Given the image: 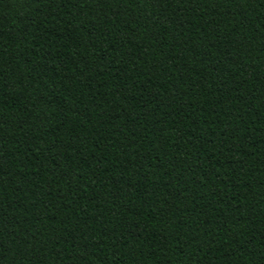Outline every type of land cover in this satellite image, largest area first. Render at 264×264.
<instances>
[{
    "label": "trees",
    "instance_id": "trees-1",
    "mask_svg": "<svg viewBox=\"0 0 264 264\" xmlns=\"http://www.w3.org/2000/svg\"><path fill=\"white\" fill-rule=\"evenodd\" d=\"M0 264H264V0H0Z\"/></svg>",
    "mask_w": 264,
    "mask_h": 264
}]
</instances>
